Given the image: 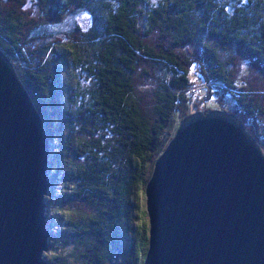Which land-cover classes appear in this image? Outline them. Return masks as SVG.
<instances>
[{
    "label": "trees",
    "instance_id": "obj_1",
    "mask_svg": "<svg viewBox=\"0 0 264 264\" xmlns=\"http://www.w3.org/2000/svg\"><path fill=\"white\" fill-rule=\"evenodd\" d=\"M27 2L0 0V47L32 97L49 140L53 132L68 135L62 146L75 157L69 197L90 208L78 218L69 217L70 233L56 256L62 264H79V257L84 264H109L102 251L107 246L121 251V264H142L149 238L145 209L127 246L119 244L123 231L132 227L125 219L132 211L133 187L139 184L145 190L155 159L173 135L175 112H190L193 105L187 93L192 60L166 42L200 49L199 74L231 94L232 112L260 143L264 0H30L26 6ZM82 9L90 15L87 27L74 20L71 30L55 33L56 24ZM152 34L155 43L148 40ZM228 46L244 53L261 71L252 77L263 85L249 79L235 84L220 52ZM146 62L166 73L155 93L156 114L151 115L134 97L135 74ZM71 67L91 77L84 90L88 95L75 106L64 100L70 89H80L78 80L65 76ZM211 85L210 97L216 91ZM107 131L116 141L111 147L103 142Z\"/></svg>",
    "mask_w": 264,
    "mask_h": 264
},
{
    "label": "water",
    "instance_id": "obj_2",
    "mask_svg": "<svg viewBox=\"0 0 264 264\" xmlns=\"http://www.w3.org/2000/svg\"><path fill=\"white\" fill-rule=\"evenodd\" d=\"M48 149L43 119L0 47V264H50L41 253ZM144 193L142 264H264V154L235 114L181 118Z\"/></svg>",
    "mask_w": 264,
    "mask_h": 264
},
{
    "label": "rangeland",
    "instance_id": "obj_3",
    "mask_svg": "<svg viewBox=\"0 0 264 264\" xmlns=\"http://www.w3.org/2000/svg\"><path fill=\"white\" fill-rule=\"evenodd\" d=\"M29 5L30 0H28L26 6ZM74 20H77L82 25V27H87L90 23V15L88 11L84 9L68 15L63 22L56 24L55 28H53L55 33L71 30ZM156 39L157 38L155 34H152L148 38L151 43H155ZM166 43L167 46L174 51H181L183 49L192 60L191 64L189 65V77L192 82L189 85L187 93L193 97V100H191L193 105H191V109H189V111H209L211 109L219 108L233 113L232 109L235 107V104L231 94L223 89V87L220 85H215L220 83H208L199 74L201 60L200 49L197 46L195 47L194 44H188L187 47L183 48L182 46L173 44L168 40ZM64 47L66 48L67 46L64 45ZM220 52L222 59L226 61V64L228 67H230L229 69L232 70L235 76V84L238 83L240 85L243 79L257 81L254 77H252V74L256 77H259L261 71L251 64L248 58L245 57L244 53L231 46L220 48ZM80 71L83 74H80V72H78V68L76 67L65 69V76L70 78L73 82L78 80L80 88L77 89L76 92H74L72 89L69 90L68 97H64L67 106H75L76 103H80L88 95V91L84 90L91 85V77L89 76L90 74L84 69L80 68ZM164 74H166L164 68L162 69L161 67H156V65H151L149 62H146V65H143L142 63L135 74L134 97L139 101L144 112L150 115L156 114L155 93ZM257 82L263 85L260 81ZM209 84H212L211 88L216 90L215 93L211 95V97L207 96ZM193 86H196L197 88L192 89ZM187 112L188 110L184 111L183 113L178 111L175 112L170 129L171 134L174 135L180 119L190 113ZM52 134L53 138L49 140L47 164V177L50 181V184L44 196L46 203V227L50 231V234L47 238L46 249H42L41 253L44 260L48 261L50 264H62L59 261L60 257H57L56 254H58V251L61 250L62 246L64 245L65 238H68L69 236L70 231L68 219L70 216L78 218L85 213H89L90 208L86 206L85 203L69 197V191L73 186V181H71L69 174L75 157L72 151H67L65 150V147L62 146V143L68 140V135L65 131L62 133L53 132ZM258 140L260 141L259 144L264 154V139L258 137ZM103 142L108 143V147L116 144L115 139L112 137L111 131H107V133L103 135ZM76 144L77 142L74 143V145ZM131 203L132 211L128 214L125 220L127 225L132 227L129 230H124L123 235H121L119 244L123 248L127 246L131 238V233L133 231L132 228L140 221V210L145 209L147 213L144 189L141 188L139 184H136L133 187ZM147 218L149 220V213H147ZM67 243L68 241H66V245ZM102 251L107 254V260L109 264H121L122 260H124L121 251H110L107 246H103ZM80 259L81 257L78 259L79 264H84V261Z\"/></svg>",
    "mask_w": 264,
    "mask_h": 264
},
{
    "label": "flooded vegetation",
    "instance_id": "obj_4",
    "mask_svg": "<svg viewBox=\"0 0 264 264\" xmlns=\"http://www.w3.org/2000/svg\"><path fill=\"white\" fill-rule=\"evenodd\" d=\"M45 214H46V208H45Z\"/></svg>",
    "mask_w": 264,
    "mask_h": 264
},
{
    "label": "built area",
    "instance_id": "obj_5",
    "mask_svg": "<svg viewBox=\"0 0 264 264\" xmlns=\"http://www.w3.org/2000/svg\"><path fill=\"white\" fill-rule=\"evenodd\" d=\"M194 88V86L192 87V89Z\"/></svg>",
    "mask_w": 264,
    "mask_h": 264
},
{
    "label": "bare ground",
    "instance_id": "obj_6",
    "mask_svg": "<svg viewBox=\"0 0 264 264\" xmlns=\"http://www.w3.org/2000/svg\"><path fill=\"white\" fill-rule=\"evenodd\" d=\"M49 180V179H48Z\"/></svg>",
    "mask_w": 264,
    "mask_h": 264
}]
</instances>
